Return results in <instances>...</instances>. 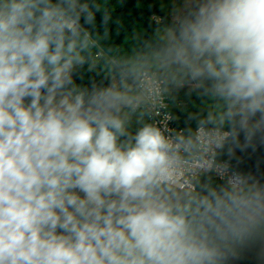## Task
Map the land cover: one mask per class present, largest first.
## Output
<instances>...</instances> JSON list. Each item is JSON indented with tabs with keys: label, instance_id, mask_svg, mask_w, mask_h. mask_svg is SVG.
<instances>
[{
	"label": "clouds",
	"instance_id": "9594fccd",
	"mask_svg": "<svg viewBox=\"0 0 264 264\" xmlns=\"http://www.w3.org/2000/svg\"><path fill=\"white\" fill-rule=\"evenodd\" d=\"M112 12L0 0V264L264 259V183L232 164L264 143V0H183L127 49ZM185 87L203 106L161 127Z\"/></svg>",
	"mask_w": 264,
	"mask_h": 264
},
{
	"label": "trees",
	"instance_id": "16d2710c",
	"mask_svg": "<svg viewBox=\"0 0 264 264\" xmlns=\"http://www.w3.org/2000/svg\"><path fill=\"white\" fill-rule=\"evenodd\" d=\"M118 5L111 1L109 7L113 9L112 21L110 22V36L116 45L131 48L137 41V36L142 34L144 38L152 35L158 26V21L170 23V14L158 6L156 0H118ZM97 16V30L103 32V26ZM135 39L132 40V36ZM77 82L84 86H91L93 80L100 82L102 73L87 72L86 67L83 75L76 77ZM172 109L177 117V123L185 128L188 125V117L191 113L198 112L203 106L201 99L195 94L188 95V88L181 89L175 100H170ZM192 126H195L194 121ZM236 158L232 164L239 171L251 173L264 183V143L257 142L255 150L249 148L244 152L236 151ZM225 159L227 157H224ZM229 264H264L260 257L259 247H250L242 250L239 257L232 259Z\"/></svg>",
	"mask_w": 264,
	"mask_h": 264
},
{
	"label": "built area",
	"instance_id": "2783aa9c",
	"mask_svg": "<svg viewBox=\"0 0 264 264\" xmlns=\"http://www.w3.org/2000/svg\"><path fill=\"white\" fill-rule=\"evenodd\" d=\"M166 103L169 105V107L166 109H161V111L156 114L155 119L157 120L159 125L163 127L165 117H169V119L167 120L168 127L177 130L183 129V127H180L177 123V117L173 112L171 101L168 100L166 101Z\"/></svg>",
	"mask_w": 264,
	"mask_h": 264
},
{
	"label": "rangeland",
	"instance_id": "374dc122",
	"mask_svg": "<svg viewBox=\"0 0 264 264\" xmlns=\"http://www.w3.org/2000/svg\"><path fill=\"white\" fill-rule=\"evenodd\" d=\"M112 2L114 5H118V0H108V2ZM159 7L166 10L173 15V11L176 7L181 6L183 4V0H156ZM135 39V35L132 36V40Z\"/></svg>",
	"mask_w": 264,
	"mask_h": 264
},
{
	"label": "crops",
	"instance_id": "0c3cea01",
	"mask_svg": "<svg viewBox=\"0 0 264 264\" xmlns=\"http://www.w3.org/2000/svg\"><path fill=\"white\" fill-rule=\"evenodd\" d=\"M169 13V12H168ZM170 14V13H169ZM171 16V15H170ZM172 17V16H171Z\"/></svg>",
	"mask_w": 264,
	"mask_h": 264
}]
</instances>
